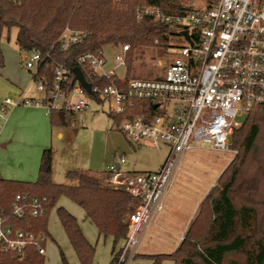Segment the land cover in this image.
Listing matches in <instances>:
<instances>
[{"label":"built area","instance_id":"built-area-1","mask_svg":"<svg viewBox=\"0 0 264 264\" xmlns=\"http://www.w3.org/2000/svg\"><path fill=\"white\" fill-rule=\"evenodd\" d=\"M179 1L176 12L157 6L136 9L138 19L149 17L187 33L189 41L180 36L185 45L178 48L161 78H119L115 70L126 67L127 44L119 45L113 68L108 67L102 50L85 52L76 60V67L90 78L108 80L102 86L90 85V93L109 103L110 114L122 117L116 131L126 141L158 151L168 148L163 165L155 171H123L122 156L104 171V184L131 198L122 220L127 231L116 264L133 262L144 232L163 211L164 197L183 155L199 145L211 152L229 151L232 132L248 114L264 111V0ZM85 36L67 28L59 37V47L67 51ZM40 62L35 51L24 59L25 68L33 74ZM72 76L73 71L59 66L50 86L32 77L40 99L5 98L0 104V122L6 121L11 109L21 106L40 108L48 115L85 112V90L78 82L67 87ZM138 102L140 113L135 114ZM144 103L152 109H145ZM41 213L42 202L23 195L15 196L9 217L0 209V253L23 256L32 248L44 255L45 235L13 229L8 223L11 217L20 219L27 214L36 218Z\"/></svg>","mask_w":264,"mask_h":264},{"label":"trees","instance_id":"trees-1","mask_svg":"<svg viewBox=\"0 0 264 264\" xmlns=\"http://www.w3.org/2000/svg\"><path fill=\"white\" fill-rule=\"evenodd\" d=\"M179 0H0V41L4 32L16 29L15 46L19 53L35 51L41 62L33 78L46 81L50 86L53 71L59 66L73 71L77 58L85 52H97L108 45L127 44L126 65H131L135 49L155 47L167 48L170 26L149 17L138 19L136 9L157 6L166 12H176ZM86 34L83 41L62 51L58 40L65 29ZM4 58L0 49V69ZM90 85L102 86L106 79L90 78L81 70ZM73 76L67 83L71 89ZM129 69L125 80H129ZM159 79V78H157ZM85 96L95 101L101 99L85 91ZM133 113H140L139 104ZM145 104V103H144ZM141 106V105H140ZM152 109L150 104L143 105ZM118 124L122 117L109 113ZM51 126L68 124L71 115L59 112L49 114ZM264 135V111L248 114L241 126L230 137L229 148L236 156L219 176L200 204L197 214L184 235L179 247L172 254L146 255L152 264L172 260L174 264H264V143L260 157L258 144ZM262 156V157H261ZM251 157L253 159H251ZM52 153L42 152L38 176L35 182H22L0 178V209L9 217L16 195L35 198L42 202V213L36 218L25 215L11 217L13 229L43 234L49 237L46 225L48 213L56 206L60 197H66L79 206L94 225L98 236L111 237L114 245L124 240L126 227L122 220L131 200L123 190L106 186L103 178L88 171H72L67 178L75 185H57L51 180ZM250 171L249 180L243 174ZM243 187L246 200L241 203L238 195ZM254 196V197H252ZM253 198V199H252ZM260 211V212H259ZM261 213L262 216L260 215ZM58 221L80 264H94V248L86 241L76 219L62 208H56ZM260 218V220H259ZM120 250L112 252L111 264L117 262ZM139 255H135L134 259ZM44 255L27 248L23 256L0 253V264H43ZM63 264L67 262L63 259Z\"/></svg>","mask_w":264,"mask_h":264},{"label":"rangeland","instance_id":"rangeland-1","mask_svg":"<svg viewBox=\"0 0 264 264\" xmlns=\"http://www.w3.org/2000/svg\"><path fill=\"white\" fill-rule=\"evenodd\" d=\"M169 30L172 35L169 37L167 48L156 46L158 43L154 41L155 47L135 49L132 52L130 67L127 68L129 65L118 67L115 74L119 78L125 79L129 69V78L141 80L161 78L176 57L178 48L185 45L179 35L180 27L170 26ZM15 37L16 29L12 28L8 33H3L0 41L5 68L9 70H6L8 74L11 73L14 66H19L27 72L24 64L26 56L17 50ZM119 45L122 43L108 45L102 49L109 68L115 67L113 56ZM31 72L33 71L31 70ZM0 80L2 79L0 78ZM85 99L88 104L85 112L74 113L69 118L68 124L61 127L54 126L53 134L49 133L47 136L45 143L47 149H50L52 153L51 180L54 184L75 185V181L67 178V174L72 171H88L94 175L102 174L120 156L126 162L122 168L123 171H155L163 165L167 157V147L158 151L150 149L146 145L131 144L116 131L117 123L109 116L107 101L97 102L89 96H86ZM57 130L62 131V138L56 135ZM23 142L24 140L21 139V142H16L12 148L23 149ZM263 143L264 135L258 144V154L253 158L257 159L263 153ZM2 146L0 144V177L5 171L13 177V172L29 170L33 164H36V168L38 167L37 162L39 163L40 154L38 156L37 152L36 158L35 155H32L26 161L17 164L19 162L15 160H7V154ZM30 147L33 146L30 145ZM235 156L236 151L230 148L229 151L216 153L207 150L204 145H199L183 155L165 197L166 202L169 203L164 202L163 211L160 213V215L162 214L161 222L156 226H153L152 222L148 226L137 249L139 257L134 259L131 264H152V261L144 256L167 255L175 252L176 245L181 242L179 237L185 229L189 217L193 212L198 211L197 208L200 207L206 194L216 184L221 173ZM253 158L251 157V159ZM243 178L249 180L250 171L245 172ZM36 179L34 178L32 181L35 182ZM244 192L245 189L242 187L238 195L235 194L240 201L238 203H241L243 199L246 200ZM56 208L64 209L76 219L84 238L94 248L93 263L111 264L112 252L117 253L122 247L123 241L120 240L114 245L111 237L98 236L94 225L84 211L66 197H60L56 206L48 213L46 230L49 237L44 245L43 264H63V259L67 264H80L58 221ZM262 214L260 215L262 216ZM160 264H174V262L163 260Z\"/></svg>","mask_w":264,"mask_h":264},{"label":"crops","instance_id":"crops-1","mask_svg":"<svg viewBox=\"0 0 264 264\" xmlns=\"http://www.w3.org/2000/svg\"><path fill=\"white\" fill-rule=\"evenodd\" d=\"M26 56L25 54H23ZM4 58V57H3ZM25 59V57H24ZM7 68L4 67L0 69V104L5 98L16 99H40V94L35 89V86L32 84V72L28 69L27 72L22 70L21 68L14 66L11 69V73L6 72ZM9 71V70H7ZM65 126V125H63ZM53 127L50 124V117L46 112L40 108L33 107H17L11 109L7 115V119L5 122L1 123L0 130V144L5 149V154H7V160H15L20 164V162L26 161L29 156L35 155L36 152L40 158L41 154L46 147L47 136L53 134ZM61 127V126H56ZM56 135L59 138L63 137V133L61 130L56 131ZM21 139L24 140L23 145L24 148L20 150H15L12 146L16 142H21ZM19 140V141H18ZM27 140L28 143H27ZM33 147H30V145ZM26 146V147H25ZM40 162V160H39ZM38 167L39 163L37 162ZM38 167L36 168V164H33L29 170H23L20 172H13L14 176L9 174V172H3V176L0 178L5 180H14V181H22V182H34V178L38 176ZM161 167V166H160ZM159 167V168H160ZM92 174V173H91ZM94 175V174H92ZM97 177H104V172L102 174L94 175ZM211 190V189H210ZM207 195V194H206ZM166 197V195H165ZM164 197V202H166V198ZM205 198V197H204ZM203 201V200H202ZM169 203V202H168ZM167 203V204H168ZM199 207L197 208V210ZM197 212H193L187 221V225H185V229L180 235L179 239H183L186 234L190 224L194 220ZM162 214L159 215L154 221L153 226L157 225L161 222ZM188 226V227H187ZM181 243V242H180ZM180 243L176 245V249L179 247Z\"/></svg>","mask_w":264,"mask_h":264},{"label":"water","instance_id":"water-1","mask_svg":"<svg viewBox=\"0 0 264 264\" xmlns=\"http://www.w3.org/2000/svg\"><path fill=\"white\" fill-rule=\"evenodd\" d=\"M180 36H183L187 41H189L188 37H187V33L186 32H180L179 34ZM73 74H74V78L73 81L74 82H78L80 84V86L87 91L88 93H90V86L87 84L81 70L78 67L73 68ZM60 117H63V113L60 112Z\"/></svg>","mask_w":264,"mask_h":264}]
</instances>
